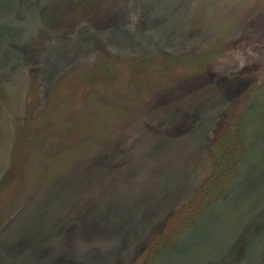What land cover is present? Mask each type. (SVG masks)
I'll use <instances>...</instances> for the list:
<instances>
[{
  "label": "rangeland",
  "instance_id": "374dc122",
  "mask_svg": "<svg viewBox=\"0 0 264 264\" xmlns=\"http://www.w3.org/2000/svg\"><path fill=\"white\" fill-rule=\"evenodd\" d=\"M0 264H264V0H0Z\"/></svg>",
  "mask_w": 264,
  "mask_h": 264
},
{
  "label": "trees",
  "instance_id": "16d2710c",
  "mask_svg": "<svg viewBox=\"0 0 264 264\" xmlns=\"http://www.w3.org/2000/svg\"><path fill=\"white\" fill-rule=\"evenodd\" d=\"M207 195L210 193L212 194L214 197L213 198H220L221 196L224 195V193L222 192V189L219 188V184L217 185V183H213L212 181L210 182V186L208 187L207 192H205Z\"/></svg>",
  "mask_w": 264,
  "mask_h": 264
}]
</instances>
